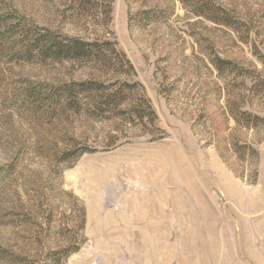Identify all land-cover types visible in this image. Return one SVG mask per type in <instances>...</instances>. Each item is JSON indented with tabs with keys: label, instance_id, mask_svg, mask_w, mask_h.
I'll list each match as a JSON object with an SVG mask.
<instances>
[{
	"label": "rangeland",
	"instance_id": "obj_1",
	"mask_svg": "<svg viewBox=\"0 0 264 264\" xmlns=\"http://www.w3.org/2000/svg\"><path fill=\"white\" fill-rule=\"evenodd\" d=\"M62 3L0 0V264H264V125L227 110L264 118V0H114L107 28L89 31ZM204 4L238 28L195 14ZM136 13L146 21L129 26ZM17 21L114 41L155 123L63 112L57 86L89 71L17 60ZM214 56L237 67L219 74Z\"/></svg>",
	"mask_w": 264,
	"mask_h": 264
},
{
	"label": "trees",
	"instance_id": "obj_2",
	"mask_svg": "<svg viewBox=\"0 0 264 264\" xmlns=\"http://www.w3.org/2000/svg\"><path fill=\"white\" fill-rule=\"evenodd\" d=\"M62 1L65 6L62 11L63 16H66L69 22L75 23V20L80 22L83 31H89L90 26L105 29L111 21L114 0ZM200 8L201 10L197 9L195 14L202 15L212 22L238 28L239 22H235L224 8L213 7V5L209 7L206 4L200 5ZM127 21L130 26L132 21L141 23L146 21V18L141 13H136L129 16ZM14 28L18 47L14 57L17 60L69 62L89 71L88 76L83 79L65 80L57 86L56 103L63 112L84 114L97 122L118 118L123 123L132 125L155 123L156 114L141 84L137 81H128V77L133 74V66L125 54L116 48L114 41L96 37L89 39L81 34H68L62 30L38 26L35 23L25 26L17 21ZM211 64L219 74L232 72L237 67L230 60H224L218 56L212 57ZM121 76L122 79L119 78ZM251 89L254 92L261 91V81H255ZM227 110L237 125L246 128L264 125L263 117L237 107L234 100L227 102ZM232 148L239 159H257V151L246 143L233 142ZM93 149L81 146L78 154L90 152ZM79 211L81 229L84 223L82 206ZM82 242L81 238L78 240L76 238L59 248L55 251L56 259H65L77 251Z\"/></svg>",
	"mask_w": 264,
	"mask_h": 264
}]
</instances>
